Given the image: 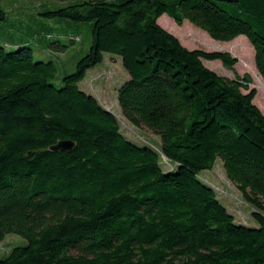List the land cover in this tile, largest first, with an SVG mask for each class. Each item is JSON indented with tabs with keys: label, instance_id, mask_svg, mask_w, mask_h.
<instances>
[{
	"label": "trees",
	"instance_id": "16d2710c",
	"mask_svg": "<svg viewBox=\"0 0 264 264\" xmlns=\"http://www.w3.org/2000/svg\"><path fill=\"white\" fill-rule=\"evenodd\" d=\"M38 13L90 21V41L58 85L52 59H34L25 41L0 44V240L25 239L0 264H264V114L250 76L215 72L202 60L231 68L236 58L187 48L157 23L166 13L216 40L244 35L264 79V0H78ZM103 51L128 74L121 115L157 134V149L127 139L78 87ZM64 138L70 150L48 149ZM216 157L256 226L236 222L197 177Z\"/></svg>",
	"mask_w": 264,
	"mask_h": 264
},
{
	"label": "rangeland",
	"instance_id": "374dc122",
	"mask_svg": "<svg viewBox=\"0 0 264 264\" xmlns=\"http://www.w3.org/2000/svg\"><path fill=\"white\" fill-rule=\"evenodd\" d=\"M74 1L78 0H0V6L5 12V17L0 19V44L5 49H11L13 43L25 41L32 48L34 59H52L56 64L57 71L51 81L56 85L59 84V75L73 71L76 59L87 50L91 24L90 21H77L59 16L45 17L38 11L45 7L55 8ZM157 23L174 34L187 48L227 51L234 56L236 61L231 68L222 66L218 59H203L202 61L215 72L229 77L233 75V72L239 75L249 74L248 88L255 89L252 101L264 114V79L254 66L253 49L244 35L238 34L229 40H216L186 19H183L180 24H176L166 13L157 17ZM47 31L51 33L49 38H45L43 35ZM75 34L76 40L69 41V35ZM55 39L66 44L63 51H56L46 46L47 41ZM127 77L128 74L121 64L120 56L103 51L102 59L87 68L77 84L80 89L92 93L104 107L117 117L119 130L127 139L136 144H147L157 149L160 146V138L157 134L144 127L130 124L120 113L116 88ZM159 161L164 170L174 168V164L161 153ZM197 177L205 184L221 188L228 193L225 197L222 193L223 196L218 199L229 212L233 213L236 222L249 226L257 225L250 214L251 207L249 205L240 203L236 206L237 199L242 200V198L225 177L221 160L218 157L214 159L210 168L199 170ZM216 188L215 190H217ZM217 191L216 194L219 195V191ZM229 193H233L236 198H232ZM24 242L25 239L15 233H5L0 240V256H4L13 245Z\"/></svg>",
	"mask_w": 264,
	"mask_h": 264
},
{
	"label": "water",
	"instance_id": "95a60500",
	"mask_svg": "<svg viewBox=\"0 0 264 264\" xmlns=\"http://www.w3.org/2000/svg\"><path fill=\"white\" fill-rule=\"evenodd\" d=\"M73 146V141L69 138L57 139L54 143L48 146L50 150H70Z\"/></svg>",
	"mask_w": 264,
	"mask_h": 264
},
{
	"label": "built area",
	"instance_id": "2783aa9c",
	"mask_svg": "<svg viewBox=\"0 0 264 264\" xmlns=\"http://www.w3.org/2000/svg\"><path fill=\"white\" fill-rule=\"evenodd\" d=\"M216 188V187H215ZM219 192H221V193H223L224 195H228V193H226V192H224V190L223 189H221V188H216ZM229 195L232 197V198H236V196H234V194L233 193H229ZM240 203H244V201L243 200H241V199H237V202H236V206H237V204H240Z\"/></svg>",
	"mask_w": 264,
	"mask_h": 264
},
{
	"label": "crops",
	"instance_id": "0c3cea01",
	"mask_svg": "<svg viewBox=\"0 0 264 264\" xmlns=\"http://www.w3.org/2000/svg\"><path fill=\"white\" fill-rule=\"evenodd\" d=\"M223 196V195H222ZM226 195H224V197H225Z\"/></svg>",
	"mask_w": 264,
	"mask_h": 264
}]
</instances>
